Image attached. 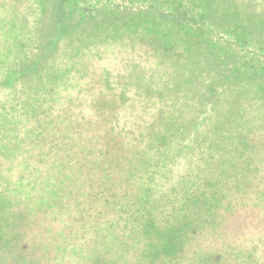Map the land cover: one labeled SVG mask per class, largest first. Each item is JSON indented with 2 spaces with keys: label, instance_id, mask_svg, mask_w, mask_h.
Here are the masks:
<instances>
[{
  "label": "trees",
  "instance_id": "16d2710c",
  "mask_svg": "<svg viewBox=\"0 0 264 264\" xmlns=\"http://www.w3.org/2000/svg\"><path fill=\"white\" fill-rule=\"evenodd\" d=\"M27 1L0 0V81L5 86L12 75L19 72L22 76L34 74L40 60L35 50L39 49L42 55L44 50L52 48V40L46 39L51 30L57 33L67 27L66 32L77 31L83 29L85 20L93 25L96 13H100L99 17L114 15L123 8L132 10L136 4L146 12L142 18L146 25L142 33L144 38L147 42L150 40L149 45L159 49L151 48V53L162 55L182 43L210 47V51L220 45V52L226 51L230 57L234 74H255L260 83L251 105L258 115L249 119V124L234 137L224 139L220 151L214 149L213 160H206L204 174L186 187L181 201L174 203L173 198L179 200V196H169L166 201L162 199L165 205L170 200L174 205L177 203L174 211L168 213L164 208L159 210L155 190L147 186L132 187L136 176L142 177L145 171L137 174L136 167L129 168L121 179H113V182L110 171L119 168L118 159L104 154L103 158H98L99 154H95L97 136L84 128L99 122L101 113L91 117L88 114L97 109L103 96H85L89 99L82 103L88 110L86 115H78L72 106L69 113L75 114L73 125L67 127L66 132L54 133L53 144H44V147L49 146L45 148L49 151L40 156L51 153V159L28 158L19 163L17 156L21 144L8 147L4 139L12 140L13 144L23 138L16 136L13 142L14 134L11 137L5 129L6 123L12 120L7 115L0 117V130L3 129L0 132V264H248L259 251L264 252V34L242 38H235L234 34V38H230L220 33L209 10L191 8L182 0H98L105 2L101 8L97 3L91 4L90 0H43L39 5L43 16L34 21L33 27L26 21L27 15L32 22L34 20L33 9ZM94 8L99 10L89 15L88 10ZM18 10L22 13L19 28L13 24L16 19L12 18V13ZM137 27L134 30L140 34ZM261 27L264 30V23ZM16 29L19 30L14 32ZM14 41L16 47L10 45ZM167 46L170 47L168 51ZM53 54L55 51L50 55ZM71 55H76L77 59L75 56L70 58ZM100 55L99 50L91 52L85 47L83 51L77 48L68 52L60 60L74 63L72 67H76L86 82L93 81L94 76L101 78L105 69L99 67L98 72H88V67L78 66L79 63L84 62L83 57ZM48 68L46 74H40L46 83L52 72L58 75L54 67ZM49 97L60 100L58 96ZM47 101L53 104L52 108L55 107L48 99L43 100L42 106ZM109 101L110 104L116 103L112 96ZM33 102L38 99L33 98ZM30 103L31 100H25L21 106L27 110ZM26 115L19 117L28 120L31 116L26 118ZM109 115L108 130L118 139L120 136L112 127L119 113ZM240 120L235 119V122ZM123 121H126L124 117ZM181 124L185 130L180 134L185 135L192 123L185 121ZM145 126L147 131L155 125L149 123ZM132 127L125 131L130 129L128 134L133 136L144 133ZM31 131L32 128L26 129V136ZM137 140L135 137L134 141ZM115 143L117 145V140H113V145ZM27 144L31 145V150L37 148L32 142ZM71 148H78V151L71 154ZM108 148L109 145L106 150ZM137 150L144 153L142 148ZM5 155L10 156L8 162H3ZM88 156L92 158L88 159ZM125 163L131 162L125 159ZM162 166L160 164L164 170ZM90 172L100 177L96 184L98 190L92 196L86 195L84 182L80 180L86 178L88 185L93 187L94 176H90ZM111 185L116 186L117 192ZM61 191L63 196H59ZM135 201L136 208L131 205ZM58 206L76 209L71 220L52 212ZM93 206L95 208L90 213L92 224L89 225L80 216L84 215L86 208ZM108 212H114L112 218H105L104 214ZM49 227L71 234L76 241L66 243L63 236L57 239L46 237ZM255 239L259 244L255 250L245 246L252 247L249 241ZM253 264L259 263L253 261Z\"/></svg>",
  "mask_w": 264,
  "mask_h": 264
},
{
  "label": "rangeland",
  "instance_id": "374dc122",
  "mask_svg": "<svg viewBox=\"0 0 264 264\" xmlns=\"http://www.w3.org/2000/svg\"><path fill=\"white\" fill-rule=\"evenodd\" d=\"M182 1L191 8L209 10L217 29L220 33L231 36L230 38H234V34L235 38L264 34L261 27L264 23V0ZM42 2L43 0L27 1L34 12L33 22L27 15L28 25L34 27L36 20L42 18L43 12L39 8ZM90 3H97L100 8L105 5V2L98 0H90ZM138 7L135 4L132 10L123 8L118 14L108 16L99 17L100 13H96L93 25L91 21L85 20L83 29L77 31L66 32L67 27L57 33H52L51 30L46 39L52 40L50 46L52 48L47 47L42 55L39 54V49L35 50L36 57L40 60L34 74L22 76L19 72L12 75L6 86L0 81V117L7 115L12 120L6 123L5 129L11 137L14 134L13 142L16 136L23 138L13 144L12 140L4 139L8 147L21 144V155L19 151L17 156L19 163L27 161L28 158L51 159V153L40 156L45 154L44 151H49L45 150L49 146L44 147V144H53L54 133L66 132L67 127L73 125L75 114L69 113L72 106H75L78 115H86L88 110L83 108L85 104L82 103L88 102L89 99L85 96H103L97 109H93L88 114L91 117L97 112L99 115L101 113L99 122L97 125L84 128L97 136L95 154H99L98 158H103L102 154H104L109 158L118 159L116 163L119 168L110 171L112 181L121 179L127 169L132 167H136L137 174L145 171L142 177L136 176L132 181V187L147 186L155 190L159 210L164 208L167 211L165 213H168L173 212L177 203L181 201L187 190L186 187L193 184L199 175L204 174L205 162L207 159L209 162L213 160L214 149L218 148L220 151L224 139L234 137L243 126L249 124V119L257 118L258 112L251 104L260 80L255 74L241 72L234 74L230 57L226 55V51L220 52V45L216 50L210 51V47L203 49L199 45L182 43L174 47L171 52L168 51L170 47L167 46L168 52L162 55L151 53V48L155 46L149 45L150 40L147 42L142 34L146 28L142 19L146 16L143 15L146 12L142 7ZM98 10L99 8L89 9L88 13L90 15ZM12 14V18L16 19L13 24L19 28V17L22 13L20 14L18 10ZM126 17H130L129 21L125 20ZM97 21L99 22L96 23ZM136 26L140 34L134 30ZM45 34L48 32L46 31ZM10 45L16 47V41ZM85 47L91 52L94 49L99 50L102 56L83 57L84 62L81 61L78 66L88 67V72L94 70L98 72L99 67L105 69L101 78L94 76L93 81L86 82L75 70L76 67H72L74 63L70 60L67 62L65 59L60 60L68 52L77 48L83 51ZM53 51L55 54L50 55ZM74 56L76 60V55H71L70 58ZM48 66L54 67L58 75L55 76V71L52 72L46 83L40 74H46L50 70ZM41 81L43 83L40 85ZM49 96H58L60 100L54 101L55 99ZM110 96L114 97L116 103L110 104ZM33 98L38 99L39 103L33 102ZM44 99L54 103L55 107L52 108L53 104H49L48 101L42 106ZM25 100H31V106L27 110L21 106ZM97 101L93 102V105ZM110 113H119L115 115V126L111 125L113 131L120 136L118 139L107 127ZM23 114H28L26 118L31 117H28V120L20 119L19 116ZM123 117L126 121H123ZM235 119L241 120L235 122ZM185 121L191 122L192 126L187 134L181 135L180 132L185 129L180 125ZM82 122L83 120L80 121L81 124ZM149 123L155 126L145 131V125ZM131 125L134 126L132 128L142 130L145 138H143L144 133L139 136L128 134L130 129L127 132L125 130ZM28 128H32V131L26 136ZM2 131L3 129L0 130ZM135 137H138L136 142ZM113 140H117V145L116 143L113 145ZM27 142H32L37 148L31 150V145ZM108 145L109 148L106 150ZM136 148H142L144 153ZM77 151L78 148L70 149L71 154ZM5 157L3 162H8L10 156L5 155ZM125 159L131 163H125ZM160 164L163 165L164 170L160 168ZM89 175L94 176L93 187L88 185L86 178L80 180L84 182L83 189L86 195L92 196L98 190L96 184L100 177L92 172ZM111 186L117 192L116 186ZM63 195L61 191L59 196ZM169 196H179V200L173 198L174 203L177 202L175 205L171 200L166 202V205L163 203L162 199L166 201ZM136 202L131 204L132 207H137ZM92 208L95 206L86 208L84 215L80 216L83 218L82 221L89 225L92 224L93 219L90 214ZM74 210L76 209L68 206H58L52 212L58 217L71 220ZM43 211L47 212L45 209ZM113 214L114 212H108L104 215L105 218H112ZM47 232L46 237L57 239L63 236L66 243H69V240L76 241L70 236L71 234L55 227H49ZM97 235L101 236L99 233ZM249 242L253 248L247 244L245 246L250 250H255L254 247L259 245L256 239ZM252 259L248 264H253V261L264 264V252L259 251Z\"/></svg>",
  "mask_w": 264,
  "mask_h": 264
}]
</instances>
